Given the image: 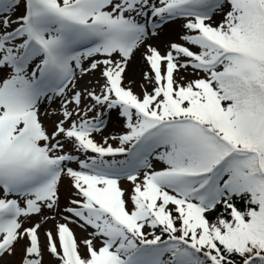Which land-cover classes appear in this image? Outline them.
<instances>
[{
  "label": "snow or ice",
  "instance_id": "obj_1",
  "mask_svg": "<svg viewBox=\"0 0 264 264\" xmlns=\"http://www.w3.org/2000/svg\"><path fill=\"white\" fill-rule=\"evenodd\" d=\"M0 264H264V0H0Z\"/></svg>",
  "mask_w": 264,
  "mask_h": 264
}]
</instances>
